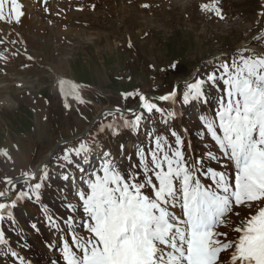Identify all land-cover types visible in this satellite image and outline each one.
Wrapping results in <instances>:
<instances>
[{"label": "rangeland", "instance_id": "obj_1", "mask_svg": "<svg viewBox=\"0 0 264 264\" xmlns=\"http://www.w3.org/2000/svg\"><path fill=\"white\" fill-rule=\"evenodd\" d=\"M21 2L25 13L21 23L0 22V54L5 57L0 58V101L6 96L12 101L10 106L0 103V150L8 153L0 154V190L5 188V177L14 180L23 178L24 172L34 173L47 157L49 178L43 181L40 199L33 195L18 201L12 209L15 222L5 218L0 229L9 246L24 257V264H64L63 245L72 235L65 219L73 216L76 230L82 233L78 225L83 210L76 189L81 176L87 177L103 162V153H110L116 166L127 173L138 162L137 150L149 147V132L167 136L172 143L170 133L176 131L191 159H203L205 167L224 171L216 161L207 159L209 151L219 154L218 146L200 120L202 115H214L220 95L217 87L204 85L207 103L185 104L183 93L187 83L206 80L207 74L223 61L231 62L242 47L264 53V0H219L224 19L201 11V4L213 0ZM144 4L149 7H142ZM52 69L78 84L74 94L55 88ZM219 87L223 88L222 82ZM173 90L177 91L174 102L151 96ZM123 93L133 95L125 98ZM140 95H147L149 102L163 109V115L148 114L140 106ZM114 107L136 110L129 115L108 112L92 122L102 108ZM168 112L175 115L168 117ZM141 113L139 128L124 125V120L131 121ZM108 124L115 126V132L100 131ZM94 138L96 146L87 161L79 160L83 173L75 164L58 160L65 148ZM42 168L30 184L40 182ZM228 171L234 175L231 166ZM64 174L74 180L64 181ZM22 181L16 183L17 193L27 190ZM202 182L211 183L203 178ZM45 208L58 227L50 225ZM239 211L243 217L247 210ZM33 223L36 229L31 227ZM239 223V217L230 215L227 226L218 230L235 239L238 234L233 228ZM0 264L20 262L0 246Z\"/></svg>", "mask_w": 264, "mask_h": 264}, {"label": "snow or ice", "instance_id": "obj_2", "mask_svg": "<svg viewBox=\"0 0 264 264\" xmlns=\"http://www.w3.org/2000/svg\"><path fill=\"white\" fill-rule=\"evenodd\" d=\"M218 4L219 0H213L201 4L200 9L224 19ZM23 9L21 0H0V22L21 23ZM0 58L5 57L0 54ZM59 83L63 92L65 82ZM205 84L216 86L220 93L214 115L200 116L219 152L209 151L207 159L216 161L224 171L205 167L203 159H191L176 131L170 133L172 143L167 136L149 132V147L137 150L138 162L127 173L116 166L110 153H103V162L87 177L81 176L76 189L83 210L78 225L82 233L76 230L73 216L65 219L72 235L63 245L64 264H264V53L242 47L231 62L223 61L207 74L206 80L187 83L183 102L207 103ZM122 95L127 98L133 94ZM176 96L173 90L157 99L174 102ZM139 100L148 114L155 111L163 115V109L144 95ZM174 115L167 113L168 117ZM142 117L143 113L135 115L131 121L124 120V125L139 128ZM106 129L115 132L113 124L102 126L100 131ZM95 146V138L91 142L81 140L65 148L58 160L69 166L75 164L83 173L79 160L86 162ZM0 154L8 156L6 150H0ZM230 166L234 175L228 171ZM41 171L40 182L34 184L29 181L37 179L35 173H22V182L28 187L18 193L16 181L5 177L0 199L7 202H0V221L7 218L15 222L12 209L18 201L33 195L40 199L43 181L49 178L46 164ZM202 178L211 183L205 184ZM62 179L72 182L74 177L64 174ZM68 208L75 210L71 204ZM239 209L247 210L245 216ZM43 211L50 225L58 227L47 209ZM230 215L240 218L233 228L238 234L235 239L218 230L227 226ZM31 227L36 229L37 225ZM9 244L5 231L0 229V246L24 264V257Z\"/></svg>", "mask_w": 264, "mask_h": 264}, {"label": "bare ground", "instance_id": "obj_3", "mask_svg": "<svg viewBox=\"0 0 264 264\" xmlns=\"http://www.w3.org/2000/svg\"><path fill=\"white\" fill-rule=\"evenodd\" d=\"M28 57L31 56L32 57V60H35L34 57L32 55H29L27 54ZM49 69V68H48ZM51 72L53 73L54 75V83H55V88H59L61 89V85H60V81L63 80L65 83L63 85V91L67 94H74L76 92V88L78 86V84L70 79H67V78H64L63 76H61V74L59 75L57 72H55L53 69L51 70ZM11 99L9 96H6L4 99H2L0 101V103L2 105H5V106H10L12 103H11ZM102 109H107V108H102ZM45 160V159H44ZM44 160H42L41 162H43Z\"/></svg>", "mask_w": 264, "mask_h": 264}, {"label": "water", "instance_id": "obj_4", "mask_svg": "<svg viewBox=\"0 0 264 264\" xmlns=\"http://www.w3.org/2000/svg\"><path fill=\"white\" fill-rule=\"evenodd\" d=\"M147 96V95H146ZM145 96V97H146ZM151 96H153V97H155V98H158L159 96H157V95H154V94H151ZM117 108H119V107H114V108H107V109H101L98 113H97V115H96V117L93 119V121L92 122H94L95 120H97L99 117H101L102 115H104L105 113H108V112H117L116 111V109ZM120 109V112H118V113H122V114H124V115H129V114H132L136 109H131L132 111H129V110H126V109H122V108H119ZM65 142V141H64ZM62 143V142H61ZM55 151V147L49 152V156H51L52 155V153ZM47 160H48V157L43 161V162H40L39 164H37V166H36V168H35V171H34V173L36 174V172L43 166V165H45L46 164V162H47ZM23 180V178H17V179H14V181H16V183L17 182H20V181H22Z\"/></svg>", "mask_w": 264, "mask_h": 264}]
</instances>
